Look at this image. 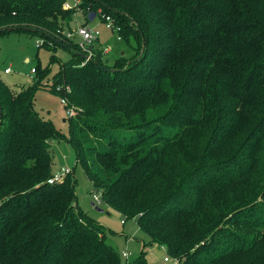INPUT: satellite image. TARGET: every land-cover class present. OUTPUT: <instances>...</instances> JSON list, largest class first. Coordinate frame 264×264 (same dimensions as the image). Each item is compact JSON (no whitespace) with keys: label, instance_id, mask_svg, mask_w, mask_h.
<instances>
[{"label":"trees","instance_id":"obj_1","mask_svg":"<svg viewBox=\"0 0 264 264\" xmlns=\"http://www.w3.org/2000/svg\"><path fill=\"white\" fill-rule=\"evenodd\" d=\"M67 1L0 0V36L37 34L51 63L53 37L73 53L51 79V64L19 89L0 78V264H152L145 243L124 262L79 206L78 165L94 204L136 218L171 261L264 264V0ZM80 10L110 15L134 54L80 55L64 34ZM41 89L82 111L68 135L37 110ZM52 140L76 165L50 183Z\"/></svg>","mask_w":264,"mask_h":264},{"label":"rangeland","instance_id":"obj_2","mask_svg":"<svg viewBox=\"0 0 264 264\" xmlns=\"http://www.w3.org/2000/svg\"><path fill=\"white\" fill-rule=\"evenodd\" d=\"M89 14L86 15V13L81 10L77 12L71 23L72 30H67L73 32L68 39L80 48L82 38L78 34L79 27L84 25L95 28L89 24ZM97 14L100 15L103 21L98 16L95 23L99 21V23L102 24L103 22L106 26L103 18L104 14L96 13V15ZM95 23L92 22L91 24L94 25ZM100 35L95 42L89 44V48L92 49V47H96L103 50L104 60H106L108 64H113L117 59L126 58L131 54H134V51L129 48L130 43L124 41L119 33H117L116 36L113 35L111 41L108 42L114 46V50L110 53L108 52L109 49L106 50V48H108L106 46L104 48L97 47ZM74 37L76 38V41H74ZM117 39L121 41H117ZM39 40H41V38L37 36V34L27 32L0 36V78L12 88L19 89L20 87L29 84L34 76L31 71L33 66L40 65L42 68H45L47 65L51 64L52 71L49 78H52V76L59 70V62L51 63V50L46 46L39 47L37 43ZM131 41L134 44V40L131 39ZM122 51H124V53H121ZM82 52L89 54L92 57L95 54L94 51L90 54L91 52H89L87 48H82ZM67 53L68 51L66 49L60 47L58 50L59 55H57L58 57L61 56L65 59ZM9 66L11 67V73L6 74L5 69ZM36 108L42 116L52 119L58 128H60L65 134H69V124L68 121H66V118H68L69 115L66 112L67 109L62 104V97L58 93L50 90H39L36 94ZM81 112L80 108L75 106L74 116ZM51 152L54 159V174L55 172L62 171V168L64 167H75L76 153L69 143L52 140ZM75 176L77 178L76 193L79 206L103 226L112 230V232L109 233V241L115 245L121 253L127 250L132 259L140 253L142 245L145 243L147 259L150 263L174 264V261L166 262L164 260L167 253L162 246L149 243V237L140 230L136 218L127 219L118 211L105 207L104 204L99 206L104 209V211L97 210L96 207L92 205V202L94 201L92 197V183L80 165L76 167ZM107 212H109V214ZM122 219H126V224L121 223ZM123 261H126L125 258H123Z\"/></svg>","mask_w":264,"mask_h":264},{"label":"built area","instance_id":"obj_3","mask_svg":"<svg viewBox=\"0 0 264 264\" xmlns=\"http://www.w3.org/2000/svg\"><path fill=\"white\" fill-rule=\"evenodd\" d=\"M80 3H81V0H69V1L65 2L64 7L66 9L78 8ZM103 18H104V21L106 23V27L107 28H110V29L116 31L117 33L119 32L120 27L115 25L114 19L110 15H104ZM64 34L68 38V37H70L73 34V32L72 31L71 32L65 31ZM78 34L82 38V41H81V44H80L81 48H87V50L89 52H91L90 54H92V49L89 48V44L95 42L98 39V37L100 35V30L92 28L90 26H84L83 25V26L79 27ZM39 41L37 42L38 46L40 44H42V42H43L42 40H39ZM108 49L109 48H106V50H108ZM31 70H32V73L34 74L35 68L33 67ZM5 71L6 72H10L11 68H7ZM66 90L70 91V88L67 87ZM67 103H68L67 99L62 97V104L66 105ZM67 113L70 116H74L75 108L71 107V108L67 109ZM70 172H72L71 168H65L62 171L55 173L54 176H52L49 179V182L53 183V182H56V181H60V180H62L65 177V175H67ZM92 197H93V200L95 201V204L97 203L98 205H100V203L103 200L102 199V194L99 191H93ZM124 222H125V220L123 219L122 223H124ZM122 254H123V257L125 259H128L130 257V253L127 250L124 251ZM164 260L166 262H168V261H171V258L169 256H165ZM174 264H178V260L175 259L174 260Z\"/></svg>","mask_w":264,"mask_h":264},{"label":"crops","instance_id":"obj_4","mask_svg":"<svg viewBox=\"0 0 264 264\" xmlns=\"http://www.w3.org/2000/svg\"><path fill=\"white\" fill-rule=\"evenodd\" d=\"M98 16L100 17V15H96L94 18H93V20L91 21V20H89L90 21V25L91 26H93V27H95L96 29H99V30H101L100 32H101V35H100V38H99V42H98V46L97 47H101V48H104L105 46L106 47H110L109 48V53L111 52V51H113L114 50V46L112 45V44H109L108 42L109 41H111V39H112V37H113V35H117V32L116 31H114V30H112V29H109V28H107L104 24H103V22H102V24L101 23H99V21L98 22H96L95 23V20L98 18ZM100 19H101V17H100ZM102 20V19H101ZM103 21V20H102ZM86 22V21H85ZM92 22H94L95 24L93 25V24H91ZM72 27V26H71ZM74 41H76V38L74 37ZM117 41H121V40H118L117 39ZM59 48L60 47H58V49H56L57 50V54H58V50H59ZM62 48H64V49H66L67 51H68V53H67V56H66V58L65 59H63L61 56H59V58L61 59V61L59 62V68H60V65L63 63V62H65V61H68L69 59H71L72 58V50H69V49H67V48H65V47H62ZM95 49H97L96 47H95ZM125 51H126V49H125ZM108 53V54H109ZM121 53H124V51H122ZM59 55V54H58ZM34 67V66H33ZM8 68H11L10 66L8 67ZM7 69V68H6ZM5 69V70H6ZM32 71V70H31ZM5 73L6 74H9V73H11V71L10 72H6L5 71ZM51 79V78H50ZM43 90H46V89H43ZM65 168V167H64ZM64 168H62V169H64ZM72 169V168H71ZM55 173H57V172H55ZM92 205L93 206H95L96 207V209L99 207V206H97V205H95L94 204V202H92ZM100 209H102V208H99V209H97V210H100ZM108 210V209H107ZM100 211H104V209L103 210H100ZM108 211H110V210H108ZM108 214H109V212H107ZM122 223V222H121ZM122 224H126V221L124 222V223H122ZM142 248H143V245H142ZM142 248H141V250H142ZM140 250V251H141Z\"/></svg>","mask_w":264,"mask_h":264},{"label":"water","instance_id":"obj_5","mask_svg":"<svg viewBox=\"0 0 264 264\" xmlns=\"http://www.w3.org/2000/svg\"><path fill=\"white\" fill-rule=\"evenodd\" d=\"M115 11H119V10H117V9H114ZM96 16V12H91L90 14H89V19L92 21L93 20V18ZM24 28L25 29H27V30H30V31H34V32H42V30H40V29H38V28H36V27H29V26H24ZM53 39H55L56 41H57V43H59L60 45H62V47H65V48H67V49H69V50H71V47H69V46H67L66 44H64L62 41H60V40H57L56 38H54L53 37ZM143 47H145V41H144V43H143ZM80 55H82L85 59H87V60H94L95 62H97V60H95L92 56H90L89 54H86V53H84V52H80L79 53ZM109 70H111V71H115V69H109ZM1 115H2V113L0 112V118H1ZM97 209H99V207L97 208ZM100 210H103V209H100Z\"/></svg>","mask_w":264,"mask_h":264}]
</instances>
